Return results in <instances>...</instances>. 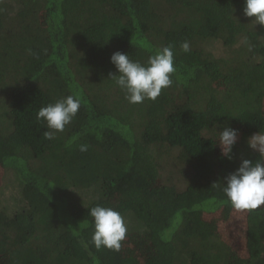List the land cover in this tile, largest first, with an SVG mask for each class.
Returning a JSON list of instances; mask_svg holds the SVG:
<instances>
[{"label": "trees", "instance_id": "trees-1", "mask_svg": "<svg viewBox=\"0 0 264 264\" xmlns=\"http://www.w3.org/2000/svg\"><path fill=\"white\" fill-rule=\"evenodd\" d=\"M243 7L0 0V264H137L140 244L123 247L137 238L142 264H264V205L239 210L244 256L218 229L237 210L223 178L259 158L247 138L264 133V26ZM165 46L173 84L130 104L111 55L146 63ZM68 95L81 107L46 140L36 114ZM223 125L240 128L232 160L217 143ZM110 201L127 225L119 251L91 241L89 209Z\"/></svg>", "mask_w": 264, "mask_h": 264}, {"label": "clouds", "instance_id": "clouds-1", "mask_svg": "<svg viewBox=\"0 0 264 264\" xmlns=\"http://www.w3.org/2000/svg\"><path fill=\"white\" fill-rule=\"evenodd\" d=\"M243 12L247 17L254 18L256 24L264 26V0H244ZM181 48L184 52L190 51L186 41L181 44ZM110 61L117 70L110 77L124 92L125 99L130 104L155 101L162 89L173 84L172 74L176 72V68L171 46L157 50L149 56L146 63L132 60L127 53L120 51L114 52ZM80 107L81 99L75 95H68L42 106L36 114V120L46 126L44 138L51 140L56 133H62L76 117ZM216 132L222 157L232 160L239 130L223 125ZM247 146L258 153L259 158L254 160L242 156L238 167L223 178L222 191L237 210H255L264 205V133L258 131L249 136ZM87 149L86 144L80 145L81 152ZM89 214L93 218L94 232L91 241L95 248L119 251L127 232L122 215L112 207L101 205L91 207Z\"/></svg>", "mask_w": 264, "mask_h": 264}, {"label": "rangeland", "instance_id": "rangeland-1", "mask_svg": "<svg viewBox=\"0 0 264 264\" xmlns=\"http://www.w3.org/2000/svg\"><path fill=\"white\" fill-rule=\"evenodd\" d=\"M233 128L238 129V126H235ZM217 138H218V134H217ZM0 175H1V172H0ZM3 185H4V183H2L0 189H2ZM4 191H5V189H4ZM112 202L110 201L108 204H101V206L112 207V205H113ZM215 214L216 213L209 214L208 217L215 216ZM233 214H234V216L231 217L232 221L231 222L229 221L228 223L222 224V226H220L218 229L220 232H222V234L226 238H228V236L231 238V241L229 242L230 245L233 246L238 251L237 253L240 256H244L245 252H244V246H243V232H242L243 227H241L243 224L242 223L243 222V215L239 210H235ZM239 227H241V228L238 229ZM141 242H142V239H140V238H137V240L136 239H132V240L127 239L126 241L123 242L124 243L123 247L125 246V248L129 247L131 249H133L135 247V245H133L134 243L140 244L141 247H138V248L136 247L134 255H133V257L137 260V264H142L143 259L149 253V248L148 247L144 248V245L143 244L141 245ZM131 244H132V247H130ZM4 259L5 258L0 257V262L4 261Z\"/></svg>", "mask_w": 264, "mask_h": 264}]
</instances>
